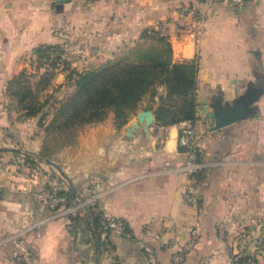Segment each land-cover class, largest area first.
<instances>
[{
    "label": "crops",
    "instance_id": "crops-1",
    "mask_svg": "<svg viewBox=\"0 0 264 264\" xmlns=\"http://www.w3.org/2000/svg\"><path fill=\"white\" fill-rule=\"evenodd\" d=\"M183 5L197 8L203 22L181 15ZM159 26L175 62L198 59L200 65L194 124L207 165L198 178L200 199L183 200L191 180L179 125L133 132L136 119L120 126L113 113L81 129L56 155L65 159L77 196L43 161L47 130L40 115H26L9 83L26 72L40 101L50 95L61 100L71 92L68 71L52 74L45 85V73L31 69L38 48L60 46L71 68L85 72L151 45L143 34ZM252 83L264 88V0H246L239 8L207 0H0V264H149L138 244L146 225L158 236L151 242L159 264H175L172 254L194 229L200 238L182 264H236L245 255L264 264V94L259 117L219 132L204 128L215 96L232 101ZM155 101L157 107L159 97ZM96 184L132 238L99 229L86 208L73 219L34 198L51 187L88 199ZM19 238L27 249L23 262L12 258Z\"/></svg>",
    "mask_w": 264,
    "mask_h": 264
},
{
    "label": "trees",
    "instance_id": "trees-1",
    "mask_svg": "<svg viewBox=\"0 0 264 264\" xmlns=\"http://www.w3.org/2000/svg\"><path fill=\"white\" fill-rule=\"evenodd\" d=\"M143 37L151 39L153 43L146 48L133 50L131 57L110 60L85 72H77L71 68L65 51L60 46L38 48L36 55L39 59L55 54L58 59L63 60L65 71H68L67 81L74 82V91L65 99L59 100L50 95L40 101L29 85L26 72L9 83V90L27 110L28 117L40 115L39 124L45 127L47 136L58 132L61 137H67L65 145L74 143L81 129L104 122L111 113L115 115L117 124H126L147 98H150V108L155 112L158 126L195 122L199 89L198 59L175 62L172 46L165 36L157 32L150 36L146 31ZM51 77L52 74L45 73L41 79L46 85ZM161 88L165 94H161ZM156 97L160 99L157 107ZM53 99L55 100L52 101ZM51 115L53 118L47 125ZM48 148L41 155L43 159H49ZM1 153L2 151L0 155ZM199 160L203 161V154L199 155ZM26 162L31 166L35 165L28 157ZM203 172L204 170L196 176L197 185ZM59 192L67 197L68 202L77 200L68 191ZM88 215L99 229L104 230L101 221L94 217L90 209ZM236 264L253 262L250 256L245 255L238 258Z\"/></svg>",
    "mask_w": 264,
    "mask_h": 264
},
{
    "label": "built area",
    "instance_id": "built-area-1",
    "mask_svg": "<svg viewBox=\"0 0 264 264\" xmlns=\"http://www.w3.org/2000/svg\"><path fill=\"white\" fill-rule=\"evenodd\" d=\"M210 3L226 4L232 7H242L246 0H207ZM181 15H188L197 23L203 22V14L197 8L189 5L180 7ZM149 34L155 32L163 36L162 29L158 27V31H148ZM32 74L39 75L40 73H57L65 71V65L62 59H58L57 55L50 54L48 58L39 59L38 57L31 63ZM178 145L181 150L187 155L188 162L184 170L191 180V184L183 193L185 203L197 202L200 199L199 186L196 184V176L206 168V163L199 160V155L203 154L199 145V138L193 121H184L179 124ZM34 198L43 206L54 211L56 214L67 213L73 219L77 218L81 211L86 208L90 209L96 219H99L103 225V229L107 233L122 235L127 238H132V234L128 231L123 220L115 216L102 201V196L99 192V185L93 187V193L88 199H77L76 201L68 202L67 197L59 192L57 188L43 187L34 192ZM221 237H225L224 227L221 225L219 229ZM145 237L138 241L139 247L144 251L149 264H159L157 251L153 242L149 239L157 238L150 225L144 227ZM200 235L197 229L192 231L191 239L188 243L182 245L176 252L172 254V261L175 264L185 262L186 255L194 247L199 240ZM27 255L22 238L14 240V249L12 258L18 262H23Z\"/></svg>",
    "mask_w": 264,
    "mask_h": 264
},
{
    "label": "water",
    "instance_id": "water-1",
    "mask_svg": "<svg viewBox=\"0 0 264 264\" xmlns=\"http://www.w3.org/2000/svg\"><path fill=\"white\" fill-rule=\"evenodd\" d=\"M70 0H58L59 4H64ZM264 94V88L260 86H255L253 83L250 84L247 90L233 99L232 101H224L222 96L216 98L212 104V109L208 114V117L213 119V125L210 130L213 132H218L228 126L235 123L259 117L261 115V110L257 106L259 100ZM140 126L144 128L146 132L149 133L150 128L159 129L156 124L155 112L153 109H146L138 113L136 121L132 124V131L134 132ZM48 165L55 167L61 175L70 183L72 190L77 196H80L70 177L63 171L57 163L51 160L45 161Z\"/></svg>",
    "mask_w": 264,
    "mask_h": 264
},
{
    "label": "rangeland",
    "instance_id": "rangeland-1",
    "mask_svg": "<svg viewBox=\"0 0 264 264\" xmlns=\"http://www.w3.org/2000/svg\"><path fill=\"white\" fill-rule=\"evenodd\" d=\"M152 31H155V30H152ZM157 31V30H156ZM150 36L151 35H153V33L152 34H149ZM147 41H149V40H147ZM152 42V41H151ZM94 67H97V66H94ZM93 68V67H92ZM51 74H54V73H51ZM69 83H71V86H70V93H72L73 91H74V82H69ZM70 93H68L67 95H64V97L63 98H61V100L62 99H65V98H67L69 95H70ZM220 95H217V96H215V98H213L212 100H211V109H212V104H213V102L216 100V98L217 97H219ZM56 98V97H55ZM55 99H53L52 101H54ZM150 103H149V105L148 106H146L145 107V110L146 109H151L150 108ZM257 106H258V104H257ZM212 111H213V109H212ZM137 111L135 112V113H133L131 116H130V118H134V119H136L137 118ZM51 117V120H52V118H53V116L51 115L50 116ZM206 119H208L207 120V122H206V127H204V128H210L212 125H213V119H211V118H209L208 117V115L205 117ZM195 123V122H194ZM179 125V124H178ZM221 131V130H220ZM219 132V131H218ZM60 136V137H59ZM59 137V138H58ZM67 137H61V134H59L58 132L57 133H54V134H52V135H50V136H48V138H47V144H48V146H49V151H48V155H49V159H43V161L45 162L46 160H51V161H56V162H59V167H61L62 169H63V171L66 173V171L64 170V168H65V166H64V164H65V159H60V158H58L56 155L58 154V152L61 150H63V148H64V146H65V144H64V142L65 141H67V139H66ZM46 163V162H45ZM67 168V167H66ZM67 174V173H66ZM68 176H69V174H67ZM70 177V176H69ZM104 231V230H103ZM105 232V231H104ZM263 244H264V239H263Z\"/></svg>",
    "mask_w": 264,
    "mask_h": 264
}]
</instances>
